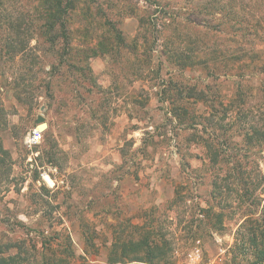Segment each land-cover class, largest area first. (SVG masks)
Here are the masks:
<instances>
[{
  "label": "rangeland",
  "instance_id": "obj_1",
  "mask_svg": "<svg viewBox=\"0 0 264 264\" xmlns=\"http://www.w3.org/2000/svg\"><path fill=\"white\" fill-rule=\"evenodd\" d=\"M45 6L0 0L3 254L24 264H261L237 253L239 205L210 196L198 140L217 134L264 175V145L242 141L264 118V0H75L67 43L52 45L38 29ZM174 83L205 88L218 111L231 102L228 128L203 127L208 104ZM170 100L200 115L194 128L171 117ZM38 116L42 140L28 145ZM258 196L262 218L264 180Z\"/></svg>",
  "mask_w": 264,
  "mask_h": 264
},
{
  "label": "trees",
  "instance_id": "obj_2",
  "mask_svg": "<svg viewBox=\"0 0 264 264\" xmlns=\"http://www.w3.org/2000/svg\"><path fill=\"white\" fill-rule=\"evenodd\" d=\"M74 2L75 0H43V4L47 6L42 8L40 14L42 22L38 26V29L41 37L50 45L57 41L67 43L68 33L65 16L74 8ZM13 41L14 35L6 39V45H4L5 54H9L8 49L10 48V43ZM14 51H12L10 55H6L8 60L13 58L15 55ZM166 51L170 53V50ZM168 59L170 58L168 57ZM171 86L175 87L179 94L185 95L186 99L192 98L204 105L205 103L208 104L206 108L209 110V114L201 115L203 116L202 119L206 120L202 125L203 127L207 128V126L210 125L211 129L226 130L228 128L223 124V119L228 117V111H231V102L226 101V103L223 104L224 101L222 103V109L218 111L215 107V99H213L211 92L206 91L205 88H196L194 85L188 86L186 84L176 83L171 84ZM172 95L170 96L171 99ZM168 111L179 125H189L187 127L194 128V125L198 123L197 118L200 117L192 107L182 105V103H176L173 100L169 101ZM217 113L221 114L217 116ZM242 116L243 115L240 113V115L236 116V120L241 122ZM254 123L245 125L247 129L242 135V141L246 148H251L255 145H264V118L261 123L255 125ZM215 129L213 131H216ZM212 135L213 137L209 136L208 138H202L200 135L198 140L202 141L203 145L206 147L207 158L211 165L212 177L210 181V196L215 199L225 194L227 197H230L232 201L237 202L236 204L239 205L242 221L235 232L236 251L238 254L254 257L256 263L264 264V205L262 209V218H260L257 213L260 201L258 189L264 180V175L260 173L258 167L251 168L245 165L244 161H248V156L247 154H242L241 149L239 150L236 146H225L223 148V140H220L217 134L213 133ZM0 151H4L2 147H0ZM203 215L208 217L212 216L211 213L205 214L204 212ZM38 234L41 235L43 247L48 248V243L51 238L47 236L44 231ZM15 245L21 250V246L18 243H15ZM134 246H136V244ZM2 247L0 248L2 249ZM5 247L8 248L9 246ZM153 247H157V245ZM4 251L5 250H0V264H24V261H26L24 256L19 257L17 254V256H6L3 254ZM147 254V261L151 262L152 250H148ZM129 255L130 254H128V257ZM131 260H141V257L136 255L133 251V258Z\"/></svg>",
  "mask_w": 264,
  "mask_h": 264
},
{
  "label": "built area",
  "instance_id": "obj_3",
  "mask_svg": "<svg viewBox=\"0 0 264 264\" xmlns=\"http://www.w3.org/2000/svg\"><path fill=\"white\" fill-rule=\"evenodd\" d=\"M42 140V130L38 127L33 128L27 135L25 141L28 145L37 144ZM187 264H196V261H189Z\"/></svg>",
  "mask_w": 264,
  "mask_h": 264
},
{
  "label": "water",
  "instance_id": "obj_4",
  "mask_svg": "<svg viewBox=\"0 0 264 264\" xmlns=\"http://www.w3.org/2000/svg\"><path fill=\"white\" fill-rule=\"evenodd\" d=\"M36 122H37V124H39L41 126L42 129L46 127V123L43 121L42 116H38Z\"/></svg>",
  "mask_w": 264,
  "mask_h": 264
},
{
  "label": "bare ground",
  "instance_id": "obj_5",
  "mask_svg": "<svg viewBox=\"0 0 264 264\" xmlns=\"http://www.w3.org/2000/svg\"><path fill=\"white\" fill-rule=\"evenodd\" d=\"M38 128H39V129H41V126L39 125V127H38ZM45 179H46V181H47V182H49V183L51 182V180H50V178H49V177H45Z\"/></svg>",
  "mask_w": 264,
  "mask_h": 264
}]
</instances>
